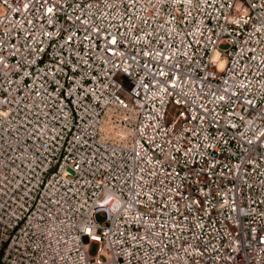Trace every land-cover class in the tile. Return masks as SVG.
<instances>
[{"label":"built area","instance_id":"built-area-1","mask_svg":"<svg viewBox=\"0 0 264 264\" xmlns=\"http://www.w3.org/2000/svg\"><path fill=\"white\" fill-rule=\"evenodd\" d=\"M0 249L264 264V0H0Z\"/></svg>","mask_w":264,"mask_h":264},{"label":"clouds","instance_id":"clouds-1","mask_svg":"<svg viewBox=\"0 0 264 264\" xmlns=\"http://www.w3.org/2000/svg\"><path fill=\"white\" fill-rule=\"evenodd\" d=\"M109 199V198H106ZM121 208V202H119L118 200L115 203H112V211L114 212H119Z\"/></svg>","mask_w":264,"mask_h":264},{"label":"rangeland","instance_id":"rangeland-1","mask_svg":"<svg viewBox=\"0 0 264 264\" xmlns=\"http://www.w3.org/2000/svg\"><path fill=\"white\" fill-rule=\"evenodd\" d=\"M97 220L100 221V222H102V221H103V218H102L100 215H98V216H97ZM0 264H5V263L2 261V258H1V249H0Z\"/></svg>","mask_w":264,"mask_h":264}]
</instances>
